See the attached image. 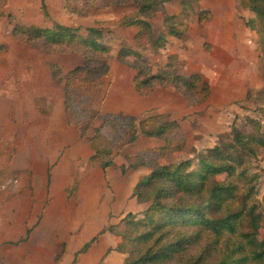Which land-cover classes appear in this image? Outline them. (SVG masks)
Wrapping results in <instances>:
<instances>
[{"label": "trees", "instance_id": "trees-1", "mask_svg": "<svg viewBox=\"0 0 264 264\" xmlns=\"http://www.w3.org/2000/svg\"><path fill=\"white\" fill-rule=\"evenodd\" d=\"M170 1L173 0H113L102 7L136 5L137 13L123 16L120 25L138 28L134 40L139 46L151 43L155 49H161L170 37L181 38L189 28L176 15H166L162 31L155 34L150 18L165 9L164 4ZM184 1L183 10L187 6ZM239 1L251 13L245 24L259 37L264 76V0ZM63 2L66 8L70 7L71 0ZM7 3L8 0H0V18L7 17L12 23V14L4 10ZM198 18L200 22L209 20L211 12L200 9ZM103 35L100 22L87 28L85 35L80 28L59 23L44 27L14 23L11 28V36L17 42L42 53L81 56L82 63L66 72L55 63L50 64V69L52 79L63 87L67 124L86 138L93 151L89 163L122 173L138 167L150 170L133 189L137 203L147 207L141 214L127 213L121 220V230L115 231L112 226L106 229L119 237L116 250L126 255L122 264H264V238H260L264 217L256 213L255 207L247 212L232 209L236 199L235 177H243L249 158L264 150L263 124L255 122L254 131L246 133L233 123L231 132L221 135L213 147L199 151L193 158L171 163L161 160L168 152L184 150L187 135L179 121L168 113L152 112L142 118L106 113L99 117L101 124L93 127L97 119L93 106L102 94L104 78L113 59L135 71L133 83L143 97L151 96L156 87H173L187 107L194 108L207 102L211 95L210 86L199 74L188 77L179 74L176 55L168 56L165 65H159L154 71L152 65L142 62V54L137 50L121 48L114 55L102 44ZM258 94L264 95V88ZM36 103L46 113L41 100ZM107 127L113 130L111 137L104 132ZM91 128L93 135L90 136ZM141 135L161 141V150L145 148L127 155V165H118L116 150L133 144ZM31 175L30 168L23 172L0 168V179L21 182L18 191L30 188ZM222 175L225 179L219 180ZM77 186V181L70 186L68 196Z\"/></svg>", "mask_w": 264, "mask_h": 264}, {"label": "rangeland", "instance_id": "rangeland-1", "mask_svg": "<svg viewBox=\"0 0 264 264\" xmlns=\"http://www.w3.org/2000/svg\"><path fill=\"white\" fill-rule=\"evenodd\" d=\"M112 1L71 0L70 7L72 8H66L63 0H8L4 10L6 14H12L13 22L10 23L7 17L0 18V67H8V61L5 58L8 54V47L13 40L11 28L14 23L39 27L59 23L73 28H80L81 34L85 35L87 28L94 27L100 22L104 31L101 40L104 46L109 48L114 55L121 48L137 50L142 54V62L152 65L154 71L159 66L158 61L161 60L164 64L170 55L177 56V69H183L178 54L182 58L196 60V63L200 62V65L202 61L207 60L208 55H211L214 60L217 59L218 64L220 61L221 63L220 67L215 68L214 73L211 72L213 69H210L208 73L194 71V74H199L210 88H213H211V95L207 102L198 107L188 108L173 88H158L151 98L152 102L144 104L143 101L138 99L134 91L132 84L133 72L117 62L116 59H113L104 78L105 85L102 94L93 106L97 115L93 127L101 124L99 117L101 118L106 112L130 113L137 115L139 118L152 112L170 114L171 118L179 121L186 132L187 143L181 152L174 154L168 152L161 160L163 163L193 158L199 151L213 147L219 142L221 135L231 132L233 123L246 133L254 131L255 122H261L264 128V95L258 94L264 88V76L262 75V55L257 32H251L248 29L251 34L249 35V42L242 45L240 41L237 42L234 39L231 48L234 47L237 51L228 52L226 48L229 44L227 41L222 42L219 30L215 28L214 24L209 23L213 18L212 13L209 20L200 22L198 18L202 5H207L213 7L216 12L213 23L218 22L222 19L220 13L223 11L224 14L227 5L234 7L236 13L239 12V5H241L239 0H201L198 3L185 0L183 3H187V6L184 10L183 0H173L165 3V9L153 13L150 18L155 34L157 35L162 29V23L166 15H176L178 21L187 24L189 28L181 38L170 37L167 45L161 49H155L151 43L139 46L134 40L138 28L136 26L123 27L120 25L119 20L123 16L137 13L136 5L112 4L102 7ZM242 9L244 10H242V13L246 16L241 15L240 18L245 20L251 13L244 8ZM236 20L238 21L239 17L236 16ZM239 25L243 28L242 23H239ZM235 32L239 33L241 29L237 26ZM243 47H250V51H247L245 56L242 55V52H244ZM23 54L26 61L20 63L19 67L22 71L19 72L17 62L13 67H10L9 64L8 68L13 69L17 77L16 74L12 75L11 72L5 74V76L0 73V88H45L43 94L50 96V102L44 100L43 106L47 107L48 105V107H51L53 116L61 119L63 114V87L51 78L49 64L56 63L66 72L81 63V56L76 54L51 55L31 47H27ZM186 65H189L188 61H186ZM37 66L39 67L37 75L39 74L41 79L39 81V83L41 82L40 86H38V81L33 78L34 71L38 69ZM206 69L203 68L204 71ZM184 72L187 73L186 70ZM184 76L188 77L189 75L185 74ZM9 83L11 85H8ZM67 130L63 131L66 132ZM69 130L73 135L68 132V142H70L71 137L74 138L76 154H78L73 156L72 159L70 157V161L74 160V167L69 186L84 179L85 191L89 188L92 190V187L107 190L106 184H109V181L105 183L106 176L102 175L100 169L92 167L88 161L87 155L90 147L86 138L80 137L77 129ZM112 131V128L107 127L104 132L111 137ZM88 135H93L92 128L88 131ZM161 144L159 141L141 136L133 144L118 148L115 152V160L117 162L123 161L126 153L141 151L149 146L161 150ZM64 147L66 149L74 147V145L69 144ZM63 153L61 152L60 157L63 156ZM4 161L6 163L7 158H0V168L3 166ZM244 169L245 175L241 178L239 176L235 177L233 182L236 185V199L232 209L233 211L246 210L247 212L251 207H255L256 213L260 214L262 218L264 217V150H259L256 156L249 158ZM224 179V175L219 177V180ZM2 181L3 179H0V183ZM251 188H254V190ZM76 206L79 210L82 204L77 203ZM146 207L147 204L144 208ZM261 224H264L262 219ZM121 229L122 225L117 227V230ZM117 230L115 229V231ZM260 238H264V228L261 229Z\"/></svg>", "mask_w": 264, "mask_h": 264}, {"label": "crops", "instance_id": "crops-1", "mask_svg": "<svg viewBox=\"0 0 264 264\" xmlns=\"http://www.w3.org/2000/svg\"><path fill=\"white\" fill-rule=\"evenodd\" d=\"M240 6L238 13L234 7L225 6L224 14L223 11L220 13L222 19L213 23L215 10L211 6L202 5V9L207 8L211 11L213 18L209 23L214 24L219 30L222 42L227 41L229 44L226 48L228 52L237 51L234 47L231 48L234 39L244 45L249 42L251 35L245 24L249 17L245 20L240 18L241 15L246 16ZM236 16L239 17L238 21ZM239 23L243 24V28ZM237 26L241 29L239 33L235 32ZM10 45L5 59L8 61V67L9 64L13 67L17 62L20 72L22 71L20 63L26 61L23 53L30 46L19 43L14 38ZM245 48L243 47V56L250 51V47ZM178 59L183 65V69L178 70L182 76L194 74V71L208 73L210 69H213L211 72L214 73L215 68L220 67L221 63L220 61L218 64L217 59L214 60L211 55H208L207 60L202 61L201 65L200 62L196 63V60L182 58L180 54ZM186 61L189 65H186ZM157 64L165 63L159 60ZM8 67H0V73L4 76L9 72L15 75L16 72ZM204 67L207 68L205 71ZM129 70L133 72L134 77L135 71ZM38 71L39 67L34 71L33 78L39 83L41 79L39 74L37 75ZM205 75L210 77L208 74ZM133 77L134 91L144 104L152 102L151 98L158 88H173L156 87L151 96L143 97L136 91ZM40 85L41 82L38 86ZM44 89L0 88V158H10L6 163V160L3 162V166L9 172H23L28 168L32 170L30 188L25 187L18 191L22 184L13 178L0 183V264H122L126 255L116 250L119 237L106 229L112 226L117 230V227L121 226V220L129 212L136 214L143 212L145 205L137 203L133 189L139 179L148 175L150 170L138 167L122 173L114 168L103 170L90 164L100 169L102 175L106 176L105 183L109 181V184H106L107 190L92 187V190L89 188L85 191V180L82 179L78 182L76 191L68 196L74 167V160L70 161V157L72 159L78 155L74 138L71 137L68 142V132L72 134L69 129L74 127L66 122L64 92L63 114L62 118L58 119L53 116L51 107L42 104L44 100L48 102L50 99V96L43 94ZM175 93L183 99L176 91ZM38 100H41L46 113L37 106ZM185 106L187 107L186 102ZM69 144L74 147L65 149L64 146ZM61 152H64L62 157ZM135 153H126L125 156ZM92 154L90 147L88 161ZM125 156V161L123 159L115 162L118 165H127ZM77 203L82 204L79 210Z\"/></svg>", "mask_w": 264, "mask_h": 264}]
</instances>
